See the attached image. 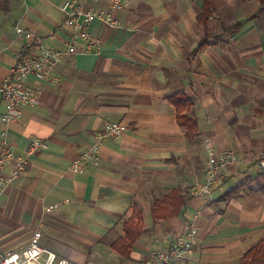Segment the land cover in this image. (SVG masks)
I'll list each match as a JSON object with an SVG mask.
<instances>
[{"label":"crops","instance_id":"crops-1","mask_svg":"<svg viewBox=\"0 0 264 264\" xmlns=\"http://www.w3.org/2000/svg\"><path fill=\"white\" fill-rule=\"evenodd\" d=\"M64 1L0 0V84L24 41L17 23L50 47L68 39ZM116 16L121 27L92 25L98 51L64 55L46 79L30 76L37 106L0 120V142L6 129L27 160L0 195V256L40 230L41 259L146 264L191 222L198 245L181 264H264V0H129ZM177 93L197 120L189 136L170 100ZM108 121L125 132L103 142L97 165L70 168ZM206 138L239 157L209 197L194 191ZM34 139L43 145L28 154Z\"/></svg>","mask_w":264,"mask_h":264},{"label":"built area","instance_id":"built-area-1","mask_svg":"<svg viewBox=\"0 0 264 264\" xmlns=\"http://www.w3.org/2000/svg\"><path fill=\"white\" fill-rule=\"evenodd\" d=\"M103 0H65L59 7L64 17L65 27L68 31V39L60 46L50 47L44 43L42 37L19 23L15 25L17 36L23 37L22 46L16 52L15 63L10 68L9 74L0 84V95L4 109L0 113L1 122L7 126L10 122L19 120L22 109L34 107L40 103V89L33 86L30 76L43 80L54 71L56 65L66 54L89 53L98 51L101 40L92 31L95 21L111 27H121L116 16L129 0H105L107 7H96ZM81 44V48L77 44ZM126 130V125L120 121H108L102 129L94 135V139L86 150L71 163L70 168L76 171L82 170L88 162L97 165L100 159V146L105 140L120 137ZM43 144L38 140H32L27 153ZM207 165L203 180L194 186V191L205 197H209L214 188L219 185L224 170L230 164L239 161V157L231 150L216 151L208 138L204 141ZM26 157L14 152L12 145L7 140L6 129L1 131L0 142V195L5 187L17 178L26 168ZM11 164L9 175L3 173L4 168ZM257 166L264 170V153L257 157ZM57 205L45 208L50 212ZM40 230L32 234L29 243L18 250H9L0 256V264H73L67 260L55 262V254L47 252L45 259H41L46 252L39 243ZM198 245V237L193 224L188 223L184 233H181L167 247H161L151 252L146 264H181L193 249Z\"/></svg>","mask_w":264,"mask_h":264},{"label":"trees","instance_id":"trees-1","mask_svg":"<svg viewBox=\"0 0 264 264\" xmlns=\"http://www.w3.org/2000/svg\"><path fill=\"white\" fill-rule=\"evenodd\" d=\"M207 5V4H206ZM205 5V7H206ZM210 12L207 8L204 9V13L202 14V22L205 23L209 16ZM228 29L237 30L240 28V23H235L233 25L227 26ZM214 36L213 34H208L200 43V46L205 43V41L210 37ZM171 102L176 106L177 112V119L180 126H183L186 131V135L193 134L197 129V120L196 118L190 113L185 112L187 111L191 105V101L185 95L181 93L174 94L170 97Z\"/></svg>","mask_w":264,"mask_h":264}]
</instances>
